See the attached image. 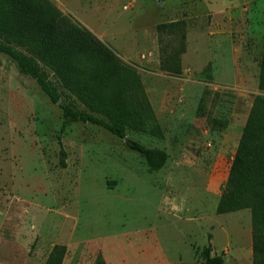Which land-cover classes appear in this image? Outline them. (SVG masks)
Returning <instances> with one entry per match:
<instances>
[{"label": "rangeland", "instance_id": "374dc122", "mask_svg": "<svg viewBox=\"0 0 264 264\" xmlns=\"http://www.w3.org/2000/svg\"><path fill=\"white\" fill-rule=\"evenodd\" d=\"M49 1L135 69L162 137L119 140L77 122L58 140L57 104L0 54V264H44L55 245L66 248L61 264H205L208 243L222 264H252L250 210L216 206L264 98V0ZM177 20L185 52L171 76L155 27ZM126 141L164 151V166L150 171Z\"/></svg>", "mask_w": 264, "mask_h": 264}, {"label": "trees", "instance_id": "16d2710c", "mask_svg": "<svg viewBox=\"0 0 264 264\" xmlns=\"http://www.w3.org/2000/svg\"><path fill=\"white\" fill-rule=\"evenodd\" d=\"M163 2L165 0H158ZM160 45L159 68L171 76L181 74L185 52L186 22L155 27ZM170 37V43H165ZM0 54L9 58L17 72L34 81L40 92L61 111L58 140L77 122L90 124L119 140L127 130L162 137L143 84L134 68L123 64L114 52L90 31L61 13L49 0H0ZM49 70L56 83L48 80ZM257 88L264 92V51L258 65ZM66 99L82 106L77 110ZM150 171L161 169L164 151L126 141ZM62 158L65 156L60 151ZM64 167V161L60 160ZM250 210L252 264H264V98L250 107L216 213ZM211 236H208L210 240ZM207 244L202 254L206 264H222L210 257ZM64 246L51 248L44 264H61Z\"/></svg>", "mask_w": 264, "mask_h": 264}, {"label": "water", "instance_id": "95a60500", "mask_svg": "<svg viewBox=\"0 0 264 264\" xmlns=\"http://www.w3.org/2000/svg\"><path fill=\"white\" fill-rule=\"evenodd\" d=\"M206 264V263H205Z\"/></svg>", "mask_w": 264, "mask_h": 264}]
</instances>
